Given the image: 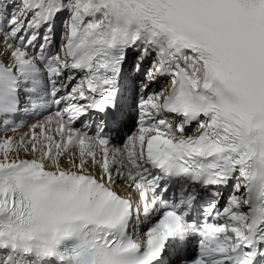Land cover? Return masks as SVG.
<instances>
[{
	"label": "snow or ice",
	"instance_id": "6c2138e0",
	"mask_svg": "<svg viewBox=\"0 0 264 264\" xmlns=\"http://www.w3.org/2000/svg\"><path fill=\"white\" fill-rule=\"evenodd\" d=\"M130 57L145 79L116 145ZM54 105L0 138V264H264V0H0V123Z\"/></svg>",
	"mask_w": 264,
	"mask_h": 264
},
{
	"label": "bare ground",
	"instance_id": "6f19581e",
	"mask_svg": "<svg viewBox=\"0 0 264 264\" xmlns=\"http://www.w3.org/2000/svg\"><path fill=\"white\" fill-rule=\"evenodd\" d=\"M58 19H59V18H58ZM54 24H57V26L59 25L58 21H56ZM41 28H42V27H41ZM41 28H40V29H41ZM40 29H39V30H40ZM55 32H56L57 35L60 34V29H57V27H55ZM144 66H145V67H148L149 64H148V63H145ZM150 88H151L152 90L159 91L160 88H162V83H161V81H160V82H157L156 84H151V85H150ZM47 113H49V112L46 111V112H44L43 114H47ZM36 115H37V114H36ZM48 115H49V114H48ZM48 115H46V117H47ZM46 117H45V119H46ZM45 119H40V120L33 119L34 122L30 125L31 132H32V125H33V124L41 123V122H43ZM10 121H12V122L15 123V127H16L17 130H16L15 132H13V131H12V127L7 126V128H5V125H4L3 123H0V138H2L3 136H12V137H14V138H16V139H19L21 136H23V135L25 134V132H26L27 129H24V128H23V126H22V122H20V121H14V119H10ZM133 126H134V122L131 120V121H129V122H127V123L125 124V127H119V128L117 129L118 137H119L120 139H122L123 131H127L128 133H129V132H132V128H133ZM35 132H36L37 134H39L40 129H39V128L35 129ZM114 144L118 145V143H116V141H115ZM37 156H38V154H37ZM21 157H22V158H32L30 155L25 154V153H23V152H21ZM97 159H99V156H97ZM62 165L66 167V166H67V162L64 161V160H62ZM89 170H90V171H93V172L98 171V169H97L96 167H93V166H90V169H89Z\"/></svg>",
	"mask_w": 264,
	"mask_h": 264
},
{
	"label": "rangeland",
	"instance_id": "374dc122",
	"mask_svg": "<svg viewBox=\"0 0 264 264\" xmlns=\"http://www.w3.org/2000/svg\"><path fill=\"white\" fill-rule=\"evenodd\" d=\"M8 2L9 3H11V0H8ZM67 17H66V14L65 13H63L62 14V16L59 18V25H58V27H59V29H60V36L58 37V45H57V42L56 43H54V45H53V48H54V50H59V48H60V45H61V43H62V41H63V36H64V27H63V23H62V21L64 20V19H66ZM44 34H45V32H44ZM52 41V40H51ZM32 49L33 48H30L29 49V51L31 52L32 51ZM133 62H135V59H133ZM163 82V84H162V86L163 87H165V83H164V81H162ZM22 124H25V122H26V118H22ZM24 128H25V126H24ZM137 129V126H134V130H136ZM25 133H27L29 136H30V133H29V130H27Z\"/></svg>",
	"mask_w": 264,
	"mask_h": 264
}]
</instances>
